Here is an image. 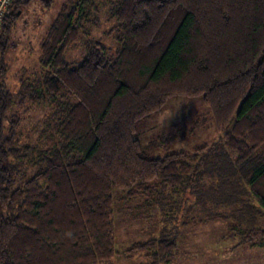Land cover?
I'll use <instances>...</instances> for the list:
<instances>
[{
	"label": "trees",
	"instance_id": "16d2710c",
	"mask_svg": "<svg viewBox=\"0 0 264 264\" xmlns=\"http://www.w3.org/2000/svg\"><path fill=\"white\" fill-rule=\"evenodd\" d=\"M30 1L12 0L0 34V264H115L116 254L139 253L171 263L177 234L116 251L115 189L154 202L167 188L180 191L192 199L182 225L198 206L205 218L233 219L229 229L241 230L243 243L264 245V227L242 229L233 215H264V0H113L119 46L107 56L91 40L76 66L66 52L91 33L98 8L95 0L64 3L40 44L47 73L23 78L14 92L6 52ZM176 95L203 96L230 168L215 143L146 152L138 123ZM40 104L50 110L38 141L23 142L10 111ZM227 179L249 193L229 212L217 210L233 206L232 192L220 190Z\"/></svg>",
	"mask_w": 264,
	"mask_h": 264
},
{
	"label": "rangeland",
	"instance_id": "374dc122",
	"mask_svg": "<svg viewBox=\"0 0 264 264\" xmlns=\"http://www.w3.org/2000/svg\"><path fill=\"white\" fill-rule=\"evenodd\" d=\"M76 0H53L50 7H45L41 0H31L19 10V17L12 28L10 45L6 52L8 73L6 82L16 92L23 78L32 79L47 73L48 69L40 65V44L49 30L64 3L72 4ZM113 0H95L98 8L89 35H83L66 52V59L76 66L85 56L87 44L91 40H101L106 46V55L112 56L119 46L117 36V20L109 15ZM49 105H27L21 108L14 106L10 114L20 116L22 141L35 144L39 138L40 120L48 114ZM137 137L150 156H163L171 151L193 150L204 143L218 144L216 153L230 168L227 152L219 146L221 132L218 130L212 110L205 104L202 95H176L168 98L163 107L142 119L137 126ZM179 135L174 139L169 137ZM222 160V161H223ZM216 180H214V183ZM213 183V184H214ZM224 189L232 192V207L221 206L226 212L235 210L240 205V196L247 195V185L234 190L230 180L224 182ZM218 185V183H217ZM172 189L156 194L157 202L146 194L124 199L125 190L114 191V222L116 251L124 250L135 241H143L150 237L174 236L178 243V252L169 264H264V245L243 243L241 230L229 229L228 222L233 219L205 218L198 206L189 213V225H182L181 219L189 209L192 199H184L180 191ZM219 190V191H220ZM189 195V193H186ZM191 197V196H190ZM230 199V200H231ZM210 203V202H209ZM248 212V211H247ZM247 212H239L234 216L240 228L248 223L264 227V215L249 216ZM167 216H173L169 221ZM200 219H204L199 221ZM230 220V221H229ZM166 226V228H165ZM173 231V234L170 232ZM115 264H150L152 259L142 253L132 257L116 254ZM163 264V263H161Z\"/></svg>",
	"mask_w": 264,
	"mask_h": 264
},
{
	"label": "built area",
	"instance_id": "2783aa9c",
	"mask_svg": "<svg viewBox=\"0 0 264 264\" xmlns=\"http://www.w3.org/2000/svg\"><path fill=\"white\" fill-rule=\"evenodd\" d=\"M12 0H0V34H1V28L2 24L5 21L7 9L10 6Z\"/></svg>",
	"mask_w": 264,
	"mask_h": 264
},
{
	"label": "water",
	"instance_id": "95a60500",
	"mask_svg": "<svg viewBox=\"0 0 264 264\" xmlns=\"http://www.w3.org/2000/svg\"><path fill=\"white\" fill-rule=\"evenodd\" d=\"M19 12H20V11H19ZM19 12H18V13H19Z\"/></svg>",
	"mask_w": 264,
	"mask_h": 264
}]
</instances>
